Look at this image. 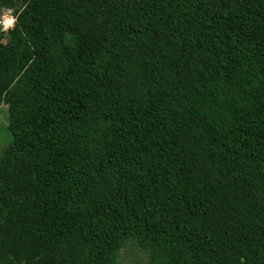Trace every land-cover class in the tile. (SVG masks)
I'll return each mask as SVG.
<instances>
[{
  "label": "trees",
  "instance_id": "trees-1",
  "mask_svg": "<svg viewBox=\"0 0 264 264\" xmlns=\"http://www.w3.org/2000/svg\"><path fill=\"white\" fill-rule=\"evenodd\" d=\"M0 264H264V0H0Z\"/></svg>",
  "mask_w": 264,
  "mask_h": 264
},
{
  "label": "rangeland",
  "instance_id": "rangeland-1",
  "mask_svg": "<svg viewBox=\"0 0 264 264\" xmlns=\"http://www.w3.org/2000/svg\"><path fill=\"white\" fill-rule=\"evenodd\" d=\"M11 16H13V13L10 8L3 7L0 10V20H6ZM8 29L10 28L8 27L7 30ZM7 118V103L0 99V155L3 149L10 143L12 139V136L7 128ZM147 260V254L140 250L133 241L127 242V244L118 253L119 264H145Z\"/></svg>",
  "mask_w": 264,
  "mask_h": 264
},
{
  "label": "built area",
  "instance_id": "built-area-1",
  "mask_svg": "<svg viewBox=\"0 0 264 264\" xmlns=\"http://www.w3.org/2000/svg\"><path fill=\"white\" fill-rule=\"evenodd\" d=\"M8 20H11V21H9L10 24L6 23V21H8ZM13 23H14V17L13 16H11L10 18L8 17L6 20L5 19L0 20V25L2 27V30H4V31H6L8 27L11 28L13 26Z\"/></svg>",
  "mask_w": 264,
  "mask_h": 264
},
{
  "label": "clouds",
  "instance_id": "clouds-1",
  "mask_svg": "<svg viewBox=\"0 0 264 264\" xmlns=\"http://www.w3.org/2000/svg\"><path fill=\"white\" fill-rule=\"evenodd\" d=\"M9 21H11V20L6 21V23H7V24H10Z\"/></svg>",
  "mask_w": 264,
  "mask_h": 264
}]
</instances>
